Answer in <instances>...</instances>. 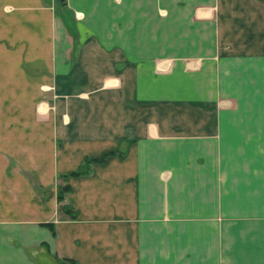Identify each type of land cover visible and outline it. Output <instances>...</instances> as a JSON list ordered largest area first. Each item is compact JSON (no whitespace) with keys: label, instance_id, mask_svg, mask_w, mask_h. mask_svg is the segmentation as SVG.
<instances>
[{"label":"crops","instance_id":"0c3cea01","mask_svg":"<svg viewBox=\"0 0 264 264\" xmlns=\"http://www.w3.org/2000/svg\"><path fill=\"white\" fill-rule=\"evenodd\" d=\"M69 7L0 0V264H264V0Z\"/></svg>","mask_w":264,"mask_h":264},{"label":"rangeland","instance_id":"374dc122","mask_svg":"<svg viewBox=\"0 0 264 264\" xmlns=\"http://www.w3.org/2000/svg\"><path fill=\"white\" fill-rule=\"evenodd\" d=\"M70 5V0H52V11L54 14L56 15H59L63 20L64 22L66 23L68 29H70V31L74 34V35H78L80 36V10L79 9H74V8H71L69 7ZM70 43V41H69ZM76 45H78V42L74 41V48H76ZM79 45H80V41H79ZM54 92H55V89H53ZM57 91V89H56ZM55 95V93L53 94V96ZM53 99V98H52ZM54 101V99H53ZM52 101V105H50V110H49V113L51 112L53 115H55L54 113L56 112H59L57 111L58 110V106L55 107L54 105V102ZM43 104L42 103H39L38 106H37V112L38 110L41 111V106ZM46 112V114H43V116L41 117L39 115L38 117V121L41 122V123H45V122H49V118H50V114ZM64 116L67 115V113H64L63 114ZM55 124V123H54ZM55 126H54V130H55ZM58 128V126H57ZM49 133V132H48ZM130 141L128 140L126 143L128 144ZM122 143H125V141L121 142ZM43 144H44V147L43 148H53V160L56 159V156H55V153L58 151L56 148H80V138H76V137H71V136H68V137H60L57 135V132L54 131L53 134L51 135V137H49V135L43 137ZM121 144H120V147L119 148H123L121 147ZM56 150H55V149ZM41 156H44V152H42L40 154V157ZM77 156L76 154L70 158V162H75ZM39 159V158H38ZM3 161V159L0 157V162ZM94 163H88V164H85L83 165V168H79V170L77 172H89L90 170V166H92ZM39 165V163H38ZM69 169H72V168H69ZM23 172V175L24 174H27L28 177H30V179L34 180V182L38 183V177L37 175L35 174H32V173H28L27 171L25 170H22ZM11 173H13V171L11 170L10 171ZM75 173V172H74ZM72 173H67L66 175H64L65 179L62 178L63 175L60 176V174L57 176L58 178V182H60L59 184L61 185L63 182L66 183V181L68 180V178H70ZM36 176V177H34ZM80 176V175H79ZM77 176V177H79ZM62 184L61 186L58 185V189L62 188V189H65L66 187H69L68 185L66 184ZM35 187H37V191L39 193H41L40 191H42V189L40 188H44L43 186L36 184ZM69 189V188H68ZM43 192H45V189L43 190ZM64 195V200L63 201H58L60 207H61V204L64 203L65 201V204H63V208H67L68 207V204L67 202L68 201V191H64L63 193ZM62 208V209H63Z\"/></svg>","mask_w":264,"mask_h":264},{"label":"trees","instance_id":"16d2710c","mask_svg":"<svg viewBox=\"0 0 264 264\" xmlns=\"http://www.w3.org/2000/svg\"><path fill=\"white\" fill-rule=\"evenodd\" d=\"M115 154H116V152H115ZM114 153H108V154H105L101 159H99V160H96V159H90V160H86V164H88V163H103L109 156H111V155H115ZM82 174H85V172H75V173H73V174H71L70 176L71 177H77V176H79V175H82ZM65 178V177H64ZM64 191L66 192V191H68V187H66L65 189H63L60 193H59V195H58V201H63L64 200V197H63V193H64Z\"/></svg>","mask_w":264,"mask_h":264}]
</instances>
